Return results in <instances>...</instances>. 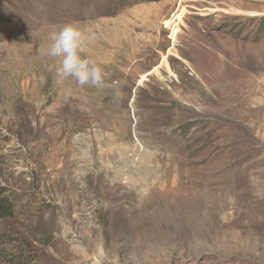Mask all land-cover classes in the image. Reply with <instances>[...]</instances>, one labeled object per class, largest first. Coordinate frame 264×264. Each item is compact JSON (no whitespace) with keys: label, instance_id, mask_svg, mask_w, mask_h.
<instances>
[{"label":"rangeland","instance_id":"obj_1","mask_svg":"<svg viewBox=\"0 0 264 264\" xmlns=\"http://www.w3.org/2000/svg\"><path fill=\"white\" fill-rule=\"evenodd\" d=\"M6 196L0 264H264V0H0Z\"/></svg>","mask_w":264,"mask_h":264},{"label":"clouds","instance_id":"obj_2","mask_svg":"<svg viewBox=\"0 0 264 264\" xmlns=\"http://www.w3.org/2000/svg\"><path fill=\"white\" fill-rule=\"evenodd\" d=\"M91 38L87 37L89 40ZM49 39L51 42L46 49V55L51 58H62L57 69L58 76L73 77L81 86L103 85V69L94 60L82 58L80 55L86 36L76 24H63L52 32Z\"/></svg>","mask_w":264,"mask_h":264},{"label":"trees","instance_id":"obj_3","mask_svg":"<svg viewBox=\"0 0 264 264\" xmlns=\"http://www.w3.org/2000/svg\"><path fill=\"white\" fill-rule=\"evenodd\" d=\"M14 212V201L9 197H0V218L10 216Z\"/></svg>","mask_w":264,"mask_h":264}]
</instances>
